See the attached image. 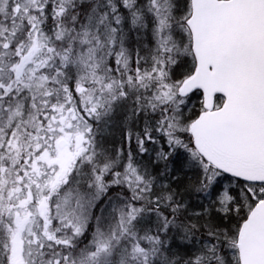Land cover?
I'll list each match as a JSON object with an SVG mask.
<instances>
[{"label": "snow or ice", "instance_id": "obj_1", "mask_svg": "<svg viewBox=\"0 0 264 264\" xmlns=\"http://www.w3.org/2000/svg\"><path fill=\"white\" fill-rule=\"evenodd\" d=\"M0 264H264V0H0Z\"/></svg>", "mask_w": 264, "mask_h": 264}]
</instances>
